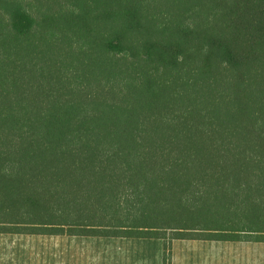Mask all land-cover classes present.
Instances as JSON below:
<instances>
[{
	"label": "trees",
	"instance_id": "trees-1",
	"mask_svg": "<svg viewBox=\"0 0 264 264\" xmlns=\"http://www.w3.org/2000/svg\"><path fill=\"white\" fill-rule=\"evenodd\" d=\"M264 0H0V231L264 241Z\"/></svg>",
	"mask_w": 264,
	"mask_h": 264
},
{
	"label": "crops",
	"instance_id": "crops-1",
	"mask_svg": "<svg viewBox=\"0 0 264 264\" xmlns=\"http://www.w3.org/2000/svg\"><path fill=\"white\" fill-rule=\"evenodd\" d=\"M226 241L173 238L168 264H264V241L229 240L235 247L227 249ZM164 252L162 238L0 231V264H163Z\"/></svg>",
	"mask_w": 264,
	"mask_h": 264
},
{
	"label": "rangeland",
	"instance_id": "rangeland-1",
	"mask_svg": "<svg viewBox=\"0 0 264 264\" xmlns=\"http://www.w3.org/2000/svg\"><path fill=\"white\" fill-rule=\"evenodd\" d=\"M258 210V209H257ZM257 210H253V209H250L247 213L249 214L250 216V220H247L246 222L243 223V226L241 225L240 227L241 228H245V229H248V230H252V232H248L246 234H244L243 232L239 233V234H236L237 236H241L243 238L245 237H256L258 236L261 231H264V212H263V215L260 214L259 217H257ZM230 241H235V240H230ZM191 243H180L178 247H189ZM192 245H195V246H199L197 244H192ZM226 249L227 248H230V247H235L234 244L230 243L229 240L226 241V243L223 245ZM202 247H205V244H203ZM172 248L171 246V242H170V249Z\"/></svg>",
	"mask_w": 264,
	"mask_h": 264
}]
</instances>
